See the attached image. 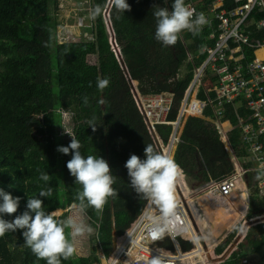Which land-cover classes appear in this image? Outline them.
Segmentation results:
<instances>
[{"label":"trees","instance_id":"1","mask_svg":"<svg viewBox=\"0 0 264 264\" xmlns=\"http://www.w3.org/2000/svg\"><path fill=\"white\" fill-rule=\"evenodd\" d=\"M127 2L129 11L112 8L110 12L119 55L111 45L104 20L107 0L85 3L87 12L83 14L89 19L92 36L89 40L83 39L85 27H81L82 36L78 39L66 40L59 35V30L66 27L65 10L59 0H0V189L20 198L17 212L3 218L12 221L23 214L29 197L42 199L46 212L63 211L59 219L71 214L65 210L71 208L80 186L67 168L71 153L64 155L57 148L68 146L73 135L81 144L82 155L101 156L115 179V193L108 198L102 214L91 208L83 213L97 230L105 256L113 253V232L124 236L146 204L130 186L126 161L132 154L145 159L146 144L158 151L134 99L133 83H137L144 98L172 95L169 120L174 121L194 77L180 39L168 47L155 39L153 8L171 10L173 0ZM97 5L104 11L96 20L90 19V12ZM192 39L188 48L197 53L204 43L199 35ZM92 58L94 62L90 63ZM97 76L109 80L102 92L97 88ZM206 115L213 116L210 111ZM229 117L234 114L229 113ZM93 118L96 131L88 124ZM233 124L236 126L235 121ZM158 132L167 141L171 128L160 126ZM238 133L234 134L231 147L244 161L246 147ZM174 160L184 171L191 190L202 189L211 180L223 181L235 172L217 127L197 118L188 119ZM253 166L246 165L249 169ZM41 172L50 175L47 185L39 179ZM258 174L246 175L252 192L248 219L264 215V199L255 192L260 181L256 179ZM48 186L53 188L52 196L39 197ZM23 231H8L0 237V264H46L24 247ZM238 231L239 228L228 242L235 239ZM82 244L77 240L76 253L68 260L61 259V264H101L100 259L81 255L77 245ZM226 247H221L218 254ZM243 260L264 264V224L252 228L223 264H241Z\"/></svg>","mask_w":264,"mask_h":264},{"label":"built area","instance_id":"2","mask_svg":"<svg viewBox=\"0 0 264 264\" xmlns=\"http://www.w3.org/2000/svg\"><path fill=\"white\" fill-rule=\"evenodd\" d=\"M187 4L194 8L197 14H205L208 23L204 26L210 29L209 37L216 40L215 45L209 47L207 41L200 37L203 46L197 53L189 54L194 67V77L185 92L176 120H169L172 109L171 95L161 94L144 98L133 87L134 99L147 130L155 144L161 147V151H168L169 155H172L181 141L188 119H211L218 126L223 144H229L228 133H240L247 155L257 169L262 171L260 165L264 164V0H188ZM186 33L191 35L189 37L193 41L192 33ZM114 44L117 46L115 41ZM207 111L213 116L208 117ZM229 113L234 114V117H229ZM233 120L236 126L234 124L231 130L225 129V124L234 123ZM160 126L173 128L167 142L158 132ZM233 165L235 172L232 176L223 181H212L201 193L229 199L237 191L245 173L237 161H234ZM257 193L264 198V180ZM176 205L177 216L171 235H165L158 240L149 237L142 227L143 222L137 219L126 233L125 241L119 242L115 259L110 260V264H149L152 258L159 257L162 252L165 264H182L188 257L182 252V243L188 242L185 234L190 230L187 226L190 217L183 203L178 202ZM241 264L249 263L243 260Z\"/></svg>","mask_w":264,"mask_h":264},{"label":"clouds","instance_id":"3","mask_svg":"<svg viewBox=\"0 0 264 264\" xmlns=\"http://www.w3.org/2000/svg\"><path fill=\"white\" fill-rule=\"evenodd\" d=\"M107 6L117 12L130 10L127 0H107ZM153 9L156 20L155 39L164 47L174 46L184 31L198 35L202 27L208 23L205 14L202 12L197 14L186 0H173L171 10L160 6H154ZM103 11L104 8L97 5L90 12L89 18L94 20ZM108 85V79L97 76L99 91L102 92ZM83 100L87 105V96ZM99 102L104 103L103 100ZM88 124L93 131H96L94 118L89 120ZM71 136L72 140L68 146L57 148V151L64 155L71 153L72 158L67 162V168L75 178V184L80 186L71 204V214L66 218L59 219L56 211L46 212L42 199L29 197L27 210L23 214L16 216L12 221L5 220L3 218L5 215L17 212L20 198H14L0 189V237L8 231L24 230V247L30 249L37 260L46 261V264H61V259L68 260L74 256L78 238L92 234L96 230L85 222L82 214L89 208L95 210L98 215L102 214L108 198L115 193L113 188L115 179L108 162L101 156L82 155L79 140ZM144 154L146 158L143 160L132 154L126 161L125 167L128 170L131 188L146 201L137 219L143 222L142 227L147 231L148 236L158 240L165 235H171L176 220L177 205L174 189L181 170L169 154L154 150L151 144H146ZM260 169L262 171L257 175V180L264 177V164L260 165ZM39 179L47 185L50 175L41 172ZM52 194L53 188L48 186L40 191L39 197L48 198ZM98 227L99 225L96 226ZM240 231H244L242 226ZM162 254L163 252L159 257L152 258L149 264H165ZM98 255L101 264H108L110 259H115L100 253Z\"/></svg>","mask_w":264,"mask_h":264},{"label":"rangeland","instance_id":"4","mask_svg":"<svg viewBox=\"0 0 264 264\" xmlns=\"http://www.w3.org/2000/svg\"><path fill=\"white\" fill-rule=\"evenodd\" d=\"M87 2V0H59V3H60V7L63 8L65 10V17H66V27L63 28V29H60L59 30V35H62V37H64L66 40H69V39H78V38H81L82 36V30H81V27H85L86 28V33L84 35V38L83 39H91L92 36L90 35L89 33V19L87 17H84V14L85 12H87V9L85 7V3ZM188 2V0H186V3ZM112 11V8L111 7H108L107 6V10H106V17H104V20H108L110 23V12ZM109 16V17H108ZM96 20V19H95ZM211 31L210 29L207 27V26H204L202 27L201 31L199 32V36L203 39H205L207 41V44L209 47H214L215 45V39H211L209 37ZM184 36V37H183ZM191 35L187 34L186 31L182 32L180 34V41L183 45V47L185 48L186 50V54H187V57H188V61L189 63L191 64L190 62V58H189V54L193 55L194 54V51H192L191 49L188 48V45L189 43H192V41L190 40V37ZM193 36H196V34H193L192 33V37ZM114 41L116 42V38L113 39L112 36H111V45L113 46V49L115 51H118V46H115L114 44ZM117 44V42H116ZM118 49V50H117ZM119 55H120V52L118 51ZM91 62H94L93 58L90 60V63ZM192 65V64H191ZM193 66V65H192ZM193 75H194V67H193ZM193 81V80H192ZM192 84V82H191ZM190 84V86H191ZM189 86V87H190ZM188 87V88H189ZM187 88V89H188ZM186 92V91H185ZM202 93V92H201ZM163 94H167V93H163ZM161 95V94H160ZM170 95V94H169ZM185 95V93H184ZM201 95V94H200ZM158 96V95H157ZM172 96V95H171ZM153 97V96H151ZM184 98V96H183ZM200 98V97H199ZM183 100V99H182ZM172 102H173V96H172ZM182 102V101H181ZM181 105V104H180ZM180 109V108H179ZM197 119H203V118H197ZM206 120V119H205ZM227 122V121H226ZM169 127V126H167ZM171 128V135H172V132H173V128ZM184 132V130H183ZM170 135V136H171ZM183 135V133H182ZM182 138V136H181ZM169 139V138H168ZM154 140V139H153ZM167 142V141H165ZM181 142V141H180ZM180 144V143H179ZM156 145V144H155ZM157 150L158 151H161V147L157 146ZM178 147V146H177ZM177 149V148H176ZM175 152L176 150L173 152L172 154V158L174 157L175 155ZM212 182V181H211ZM210 182V183H211ZM209 184V183H208ZM207 184V185H208ZM205 185L202 189H198V190H193V193L190 194L189 192V197L190 199L196 201L198 199H200L201 197H203L205 194L201 193L205 187L207 186ZM234 194V193H233ZM235 197V196H234ZM232 197L231 199H226L228 202H231L233 200ZM216 198V197H215ZM181 203L185 204V201H182ZM237 212L241 213L240 211H238V209L236 208ZM65 211H70V209H67ZM63 213V211H59V213H57L58 215H61ZM248 214H249V211H248ZM83 215V214H82ZM264 217L263 216H259V217H256L254 219H248V215L247 216H244L240 221H238L236 223V225L230 230L228 231V235L226 238H224L221 243H219L215 248H214V251L213 253L209 254V256L207 257L206 256V262L207 264H223L225 263L227 260H229V258L231 257V255H228L229 252L231 251H234L236 252L238 250V247L239 245L245 241L249 231L256 227L257 225H254V226H251L249 227L246 231H245V226H246V223H248L249 221H257L259 220L260 218ZM83 219L85 220L86 223L89 224L88 220L83 216ZM90 225V224H89ZM243 227L244 228V231H245V236H242V238L240 239V241L238 243H236V240L238 239V237L244 233L240 231V227ZM239 228V231L235 237V239L232 241V242H228L229 241V237L235 232L237 231V229ZM130 229V228H129ZM128 232V231H127ZM126 232V233H127ZM126 233L124 236H119V242H124L125 238H126ZM88 238H93L94 239V242H95V246H96V255H92L89 251V244H88ZM198 241L195 239H188V242L187 243H182V246H183V253L185 255H191L193 252L199 250V249H202L203 247L205 248L206 246V239L204 237L203 234H199L198 235ZM78 241H82L83 244L82 245H77V248L79 250V252L81 253V255L83 256H93L97 259H100V256L98 255V253L103 254L102 252V249L100 248V245H99V242H98V239H97V230H95L92 234H86L80 238H78ZM224 245H227L226 249L224 250V252L222 254H218V251L221 247H223ZM181 246V247H182ZM115 253H117L116 251L113 252L110 256L108 257H113L115 256ZM110 260H113V259H110ZM110 260L108 261V264H110ZM198 262L202 263V260L197 258Z\"/></svg>","mask_w":264,"mask_h":264},{"label":"bare ground","instance_id":"5","mask_svg":"<svg viewBox=\"0 0 264 264\" xmlns=\"http://www.w3.org/2000/svg\"><path fill=\"white\" fill-rule=\"evenodd\" d=\"M165 153L169 154L168 151ZM172 157V155H170ZM245 186L239 182L237 192H242ZM178 192L182 193V198L178 196ZM178 194V195H177ZM188 191L185 189L182 174L179 176L175 189L174 199L176 203L182 202L183 198L188 204V210L194 224L189 220L187 226L189 231L185 234L187 239L197 240L201 233L206 239V246L193 252L189 257L182 261V264H207L206 256L213 253L214 248L221 243L228 231H230L238 221L248 215V210L245 206V197L242 194H237L231 202L226 199L214 198L211 195L203 196L194 201L190 199ZM238 211L241 213L237 212ZM246 208V210H245ZM59 213V212H57ZM89 251L92 255H96V246L93 238H88ZM197 258L202 260L198 263Z\"/></svg>","mask_w":264,"mask_h":264},{"label":"crops","instance_id":"6","mask_svg":"<svg viewBox=\"0 0 264 264\" xmlns=\"http://www.w3.org/2000/svg\"><path fill=\"white\" fill-rule=\"evenodd\" d=\"M109 30V29H108ZM110 33V32H109ZM112 36V35H111ZM201 120H205V119H201ZM208 122H210V123H214V122H212V120L211 119H206ZM214 125L217 127V129H218V126L214 123ZM225 129H227V130H231V128H233L234 127V124L233 123H231V122H227L226 124H225ZM218 132H219V135H220V137L222 138V135H221V133H220V131H219V129H218ZM235 133H238L237 131H232V132H230V133H228V140H229V144L228 145H226V144H224L225 145V149H226V151H227V153L230 155V157H231V160H232V164H234V161H237V163L244 169V171H245V173H244V175L241 177V180H240V182L242 183V184H244V186H245V188H244V190L242 191V192H235L229 199H231L232 197H234L235 195H237V194H242V195H244V197H245V206H246V208H247V210L249 211L250 210V202H251V197H252V192H251V190L249 189V186H248V183H247V181H246V175L247 174H249V173H251V172H255V173H260L261 171L260 170H258L257 169V167H256V165H255V163L254 162H252L251 161V159L249 158V156L246 154V157L244 158V161H242V160H240L239 158H237V156H236V154H235V151H234V149L231 147V142H232V140H233V138H234V134ZM239 134V133H238ZM240 135V134H239ZM240 140H241V135H240ZM241 150H242V147H241ZM244 151V150H243ZM173 159H174V157H173ZM249 163H252V164H254V166L252 167V168H250L249 169V167H246V165H249ZM180 169V168H179ZM181 170V169H180ZM181 174H182V177H183V180L185 181V182H187L186 181V176H185V174H184V171L183 170H181ZM263 180H264V177H262L261 179H260V181L259 182H257V186H256V189H255V192H256V195L259 197V198H261V199H264V198H262V197H260L259 195H258V193H257V190L259 189V187H260V185L263 183ZM211 181H214V180H211ZM189 187V186H188ZM189 189H190V187H189ZM191 190V189H190ZM193 191V190H192ZM179 194V195H178ZM178 196H180L181 197V194L182 193H180V192H178ZM204 196H208V195H204ZM215 198V197H214ZM246 208H245V210H246ZM233 253H234V251H233ZM232 253V254H233ZM257 258V260H258V257H256ZM250 261L252 262V260L250 259Z\"/></svg>","mask_w":264,"mask_h":264},{"label":"water","instance_id":"7","mask_svg":"<svg viewBox=\"0 0 264 264\" xmlns=\"http://www.w3.org/2000/svg\"><path fill=\"white\" fill-rule=\"evenodd\" d=\"M108 17H109V16H108ZM106 23H107V27H108V29H109V32H110V34L112 35V38L115 39L114 31L111 30V26H110L111 23H110L108 20L106 21ZM133 86H134V88H135V91L140 95L139 91L137 90V83H133ZM184 186H185V189L188 191V193H189V192H190V194L193 193V191L189 189L188 184H187V182H185V181H184ZM180 193H181V192H180ZM181 198H182V194H181ZM182 201H185L184 198H183ZM184 205H185L186 210H187V212H188V214H189V217H190L191 222L193 223V225H195L193 219L191 218L190 212H189V210H188V204H187L186 201H185V204H184ZM260 224H264V217L260 218V219L257 220V221H249L248 223H246L245 231H246L249 227H251V226H254V225H260ZM245 231H244L243 234H241V235L238 237V239L236 240V243H238V242L240 241V239L242 238V236H245ZM227 235H228V233L226 234L225 238L227 237ZM118 247H119V236H118L117 232L114 231V232H113V252H114L115 250H117ZM232 253H233V251L229 252L228 255H232Z\"/></svg>","mask_w":264,"mask_h":264}]
</instances>
